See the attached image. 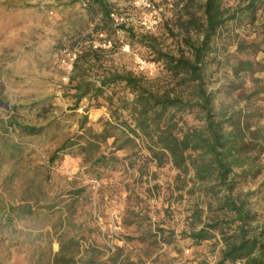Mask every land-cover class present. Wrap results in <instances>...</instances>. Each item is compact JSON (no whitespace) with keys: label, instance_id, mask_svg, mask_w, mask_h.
I'll return each mask as SVG.
<instances>
[{"label":"rangeland","instance_id":"rangeland-1","mask_svg":"<svg viewBox=\"0 0 264 264\" xmlns=\"http://www.w3.org/2000/svg\"><path fill=\"white\" fill-rule=\"evenodd\" d=\"M103 1L107 5L114 3ZM130 1L115 3L117 13L129 19L125 42L131 43L130 51H124L118 36L111 34L116 48L106 49L103 63L96 65L95 73H102L106 67L136 74L134 53L146 59L155 57L144 45L146 33L140 29L139 14ZM221 1L222 6L236 9L250 0ZM193 6L190 9L199 19L197 25H201L205 22L203 12L199 5ZM179 14L178 10L166 14L165 22L149 34L156 37L163 51L192 57L184 41L197 43L204 32L196 28L190 33L179 30ZM105 19L99 4L91 0L86 5L84 0H0V264H51L52 256L59 250L57 237L63 232L80 239L78 258L98 260L99 264L107 262L117 248L122 254L121 264H218L225 247L218 233L215 238L198 243L188 237L190 230L202 226L200 218L191 221L192 211L212 206L208 215L213 217L216 208L213 198L202 192L204 187L197 185L189 193V182L178 189L179 172L170 164L161 168L148 164L143 171L135 168L129 173L127 161L115 162L113 170L97 179L100 185H94L90 162L83 160L79 146L62 148L65 142L79 139L82 132L78 115L85 113L89 103V99H84L76 111L73 109L71 72L63 59L67 60V51L77 42L91 39L97 27L108 30ZM210 45L203 68L204 87L217 92L215 111L243 107L246 95L264 87V0L255 4L254 14L246 10L218 29ZM242 45L246 48L240 49ZM244 60L253 62L254 71L234 75L231 68ZM160 67L154 77L158 81L152 80L155 87L173 89L172 94L191 102L197 100L195 82H181L168 74L163 65ZM250 102L264 115V92L250 96ZM107 113L106 107L91 109L88 125L100 129V119ZM182 117L187 126L202 123L198 111ZM260 122L264 123V116ZM31 126L42 129L34 133ZM102 150L109 153V144H104ZM126 155L129 151L117 152L120 159ZM78 188L83 193L75 201L69 193ZM247 191L255 192L248 199L258 214L255 227H261L264 172L234 190L235 194ZM110 199L123 200L125 216L140 222L138 236H130L127 241L130 248L120 243L118 236L110 237L101 229L118 216L113 213L114 202ZM68 209L74 214L76 226L67 228ZM145 232L153 235L141 244L138 237ZM158 233L164 238L158 239ZM92 243L97 252L89 249Z\"/></svg>","mask_w":264,"mask_h":264},{"label":"trees","instance_id":"trees-1","mask_svg":"<svg viewBox=\"0 0 264 264\" xmlns=\"http://www.w3.org/2000/svg\"><path fill=\"white\" fill-rule=\"evenodd\" d=\"M91 1L99 4L105 13L109 30L102 26L97 27L99 29L95 32L105 31L116 44L111 35L118 36V27H115L111 17L112 11H118L116 4L109 2L107 5L103 0ZM258 1L250 0L243 7L233 9L222 6L221 0H204L202 3H198V0H175L171 12L180 11L179 30L190 33L196 28V31L204 32L197 43L189 39L184 41L192 57L163 51L156 37L149 34L155 30L147 32L137 22L146 33L144 45L155 54L154 59L147 60L156 61L159 72L163 65L168 74L179 81L195 82L198 89L195 102L172 94L173 89L155 87L157 79L154 77L157 75L150 77L139 72L135 62L138 74L106 67L102 73H95L96 65L103 63L102 55L106 52V49L93 47L96 33L91 39L77 42L73 48L78 50L70 75V85L74 91L73 109L76 111L84 99H89V103L84 108L85 113L78 115L79 130L82 132L78 135L79 139L75 143L65 142L62 148L79 146L83 160L90 162L92 179H102L103 174L113 170L119 161H127L129 173L135 168L143 171L148 164L158 168L170 164L179 172L178 189L185 188L189 182L192 183L189 193L194 192L197 185L204 187L202 192L213 198L216 208L213 217L208 215L212 206L207 210L200 207L192 211L191 221L200 218L202 226L190 230L188 237L198 243L215 238L218 233L225 245L218 264H264V225L255 227L258 214L253 211L248 199L255 192H234L240 183H248L264 172V123L260 122L264 115L250 102V96L264 92V87L246 95L243 107L215 111L213 101L217 92L204 87L203 73L205 57L211 52V39L218 29L246 10L254 14ZM193 5H199L203 12L205 22L201 25H197L199 19L190 9ZM128 26H120L124 36L128 34ZM115 48L113 45L111 49ZM241 48L246 46L242 45ZM231 69L234 75L239 76L241 72L254 71V66L252 61L244 60ZM102 107L107 108V116L100 119L101 128L94 129L88 125V113L93 108ZM194 111H198L202 123L187 126L182 114ZM41 129L30 127L34 133ZM109 140L112 141L109 143ZM104 144H109V153L102 150ZM120 151H129V155L120 159L117 156ZM81 193L83 189L78 188L72 189L69 194L77 201ZM66 212V227L76 226L73 223L74 214L69 209ZM158 234L164 238L163 234ZM57 242L59 250L52 256L51 264H99L98 260L78 258L82 244L76 236L63 232L58 235ZM96 248L93 243L89 245L93 252H97ZM121 255L117 248L107 262L101 264H121Z\"/></svg>","mask_w":264,"mask_h":264},{"label":"built area","instance_id":"built-area-1","mask_svg":"<svg viewBox=\"0 0 264 264\" xmlns=\"http://www.w3.org/2000/svg\"><path fill=\"white\" fill-rule=\"evenodd\" d=\"M118 2L119 0H111ZM175 0H131V6L138 12L137 22L140 26L147 32L155 30L163 21L164 17L170 15L171 8L173 7ZM87 4V1L84 0V5ZM53 13V12H51ZM111 17L114 19L115 27L117 28L118 38L120 40L122 49L124 51H130V45L125 42L124 31L120 27L122 24H126L129 20L123 15H119L116 11L111 12ZM114 41L108 38V35L105 31H99L95 40L93 41L94 48H103L109 49L113 46ZM78 50L72 49L67 51V60L63 59V62L66 63V67L69 72L73 69V64L77 59ZM133 59L136 64V67L139 72L147 76H155L159 72V64L156 61H151L144 59L138 53L133 54ZM67 79V77H65ZM94 185H100V181L93 179Z\"/></svg>","mask_w":264,"mask_h":264},{"label":"crops","instance_id":"crops-1","mask_svg":"<svg viewBox=\"0 0 264 264\" xmlns=\"http://www.w3.org/2000/svg\"><path fill=\"white\" fill-rule=\"evenodd\" d=\"M103 184H107V181L102 182ZM122 189V188H121ZM122 194H126V191L124 190L122 192ZM107 199V196L105 197ZM111 200V199H110ZM112 201V200H111ZM114 202V209H113V213H118V216L112 217L111 222H108L105 224L104 227H102V231L106 230V233H108V235L110 237H112L113 235L118 236L119 242L122 243H126V245L128 246V248H130V244L127 242L131 237L134 236H138V231H139V225L140 222L136 219H132L129 218L127 216H125L126 211V205L124 203L123 200H119V201H112ZM120 214V215H119ZM141 228V227H140ZM148 233H143L141 235H139L138 239L141 242V244H145L146 240L149 238ZM131 236V237H130ZM154 238H158L154 235ZM160 239V237L158 238ZM123 249H126L125 247H122Z\"/></svg>","mask_w":264,"mask_h":264}]
</instances>
